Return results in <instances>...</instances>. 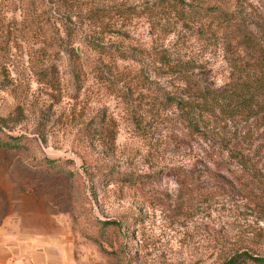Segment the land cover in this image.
Returning a JSON list of instances; mask_svg holds the SVG:
<instances>
[{
	"label": "rangeland",
	"instance_id": "374dc122",
	"mask_svg": "<svg viewBox=\"0 0 264 264\" xmlns=\"http://www.w3.org/2000/svg\"><path fill=\"white\" fill-rule=\"evenodd\" d=\"M141 1L60 0L76 10L67 20L56 12V25L44 13L49 0H0L10 42L0 44V121L21 138L20 147L0 146V245L23 231L61 240L69 264H253L244 257H264V126L181 108L193 100L182 95L189 88L157 67L147 72L149 50L196 57L214 87L230 66L216 40L152 20L143 6L115 12ZM188 1L236 12L264 36V0ZM91 5L114 8L96 29L80 11ZM87 36L115 53L92 49ZM235 150L252 154V169ZM100 168L144 183L103 181Z\"/></svg>",
	"mask_w": 264,
	"mask_h": 264
},
{
	"label": "trees",
	"instance_id": "16d2710c",
	"mask_svg": "<svg viewBox=\"0 0 264 264\" xmlns=\"http://www.w3.org/2000/svg\"><path fill=\"white\" fill-rule=\"evenodd\" d=\"M87 1L77 0V2L84 3H87ZM49 2L50 6L44 13L48 14V18L50 15L51 23L54 21L56 25L60 21L58 20L59 16L55 15L56 12L65 15V19L67 20V17H71L76 10V6L67 7L61 5L60 3L62 2L60 0H49ZM140 6L144 7L145 12L149 14V18L152 20L158 15V17H163L162 19L165 21L164 25L172 24L177 29L180 28V32L183 31L185 34L191 33L205 39L216 40V43L219 44L225 53V59L230 66L231 72L223 84L214 87V85L208 84L200 78V73L196 71L197 67H195L196 57L192 56L184 60L175 57L171 49L165 47L155 48L147 52L145 60H151L152 63V66L149 64L150 67H147V72L157 67V69H162L163 73L185 83L189 88L186 92H182V95L188 99L192 95L193 100L185 102L186 104H181V108L195 106L194 111L205 114L207 112L215 116L224 115L226 120H234V118L239 117L246 123H253L254 121L255 127L258 130L262 129L264 126V36H261L245 17L236 12L193 4L188 0H142L135 5L121 3L115 8V12L121 16L129 14L134 16L139 13L138 8ZM59 7L62 8L63 13ZM110 8L91 5L87 8H81L80 11H85L83 17L90 22L89 28L94 27L96 29V26H102L106 23L107 13L109 10L114 9L113 7ZM1 21L2 17L0 15V40L2 41L0 44H6V47L9 48L10 42L1 38L3 36ZM62 23L66 25V22L63 21ZM66 28L67 26H65ZM55 29L54 37L59 34V29ZM102 41L98 37H86V43L92 49L104 54L115 53L111 46H107ZM116 49L119 53L117 54L118 57L122 59H135L147 65L143 61L144 57L139 58L136 54ZM73 52L75 53L74 55H78L75 49H73ZM2 69L5 74L10 72L8 65H5ZM159 75H162V73H159ZM187 91H189V94ZM191 91L193 92L191 93ZM6 120L8 118L0 121V146L8 149L20 147L21 143L17 141L21 140L19 136L5 133L4 126L9 123ZM260 135L264 136V129ZM255 150L252 154L257 152ZM235 152V157L240 160V166L243 170L253 168L247 164V159H250L249 155L252 156V154L246 153L244 150H235ZM224 165V167L230 168V166ZM100 171L98 175H100L99 177L103 181L121 183L129 187H138L144 183L133 172L117 171L108 168H105V170L100 168ZM186 180L184 177L181 185L183 187H190L191 181L187 182ZM106 223L113 224L116 222L111 221ZM248 259L253 264H264V257L261 256L246 255L244 262L248 261ZM234 263H237L236 257L227 264Z\"/></svg>",
	"mask_w": 264,
	"mask_h": 264
},
{
	"label": "crops",
	"instance_id": "0c3cea01",
	"mask_svg": "<svg viewBox=\"0 0 264 264\" xmlns=\"http://www.w3.org/2000/svg\"><path fill=\"white\" fill-rule=\"evenodd\" d=\"M14 233V240L0 245V264H69L61 240L42 233Z\"/></svg>",
	"mask_w": 264,
	"mask_h": 264
},
{
	"label": "water",
	"instance_id": "95a60500",
	"mask_svg": "<svg viewBox=\"0 0 264 264\" xmlns=\"http://www.w3.org/2000/svg\"><path fill=\"white\" fill-rule=\"evenodd\" d=\"M77 50L80 51V47H78Z\"/></svg>",
	"mask_w": 264,
	"mask_h": 264
}]
</instances>
